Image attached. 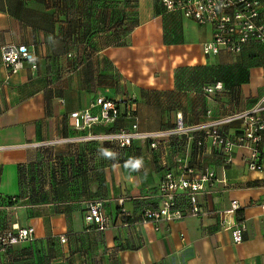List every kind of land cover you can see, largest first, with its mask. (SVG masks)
<instances>
[{"label": "crops", "instance_id": "0c3cea01", "mask_svg": "<svg viewBox=\"0 0 264 264\" xmlns=\"http://www.w3.org/2000/svg\"><path fill=\"white\" fill-rule=\"evenodd\" d=\"M126 1L0 0V226L35 229L34 240L8 250L0 264H264V171L247 169V150L237 149L225 166L211 144L199 153L183 138L162 141L157 150L145 141L127 149L107 142L40 147L135 123L147 132L172 129L180 118L201 124L209 110L228 115L264 94L263 46L245 51L248 83L235 86V95L209 96L212 70L235 67L240 58L207 57L202 47L212 28L166 13L160 0ZM23 44L35 52L37 69L25 63L12 73L2 50ZM249 53L257 55L253 62ZM99 97L121 101L122 116L75 130L70 114ZM224 131L233 137L238 126ZM177 157L226 183L197 198L199 216L143 223L142 211L159 205L160 180ZM30 181L32 198L22 186ZM11 198L18 201L13 206ZM101 200L110 224L99 231L84 216L88 202ZM233 200L248 229L240 244L220 225Z\"/></svg>", "mask_w": 264, "mask_h": 264}, {"label": "built area", "instance_id": "2783aa9c", "mask_svg": "<svg viewBox=\"0 0 264 264\" xmlns=\"http://www.w3.org/2000/svg\"><path fill=\"white\" fill-rule=\"evenodd\" d=\"M160 3L166 13L180 14L196 25L212 28V41L202 47L203 54L207 57L225 54L240 58L246 50L264 47V0H160ZM1 58L3 65L12 73L21 71L25 63H30L33 70L37 69L35 52L24 44L3 48ZM204 92L209 96L223 94L225 87L223 83L217 82L206 87ZM121 103L99 97L89 108L70 114L72 127L77 131H84L95 126L112 124L122 116ZM125 115L127 118L133 117L130 109ZM207 118V121L195 125H185L180 118L172 129L155 132L141 131L135 123L128 130L89 133L81 138L41 143L40 147L107 142L127 149L135 141H145L157 150L162 141L183 138L193 143L199 153H202L208 143L211 144L220 151L225 166L232 165L237 149L247 150V169L259 173L264 171V94L251 107L221 116H215L209 110ZM231 124L238 126V132L233 137H229L224 131ZM164 173L158 186L159 205L142 211L140 218L143 223L159 225L161 222L184 219L187 215L199 216L201 209L197 198L211 193L216 183H226L218 179L212 170L198 172L184 157H177L173 167ZM261 208L264 212V202ZM241 210L240 202L233 200L229 209L221 213V228L231 233L235 244L242 243L248 231L246 221L239 216ZM121 217L127 225L129 213L122 210ZM84 219L87 224L97 226L99 231L107 229L110 224V218L104 213L102 200L87 203ZM34 234L35 229L32 226L23 228L15 224L10 228L0 229V260L14 246L33 241Z\"/></svg>", "mask_w": 264, "mask_h": 264}, {"label": "trees", "instance_id": "16d2710c", "mask_svg": "<svg viewBox=\"0 0 264 264\" xmlns=\"http://www.w3.org/2000/svg\"><path fill=\"white\" fill-rule=\"evenodd\" d=\"M132 0L126 1L125 5H128L131 3ZM257 55L253 53H249L248 60L253 62L256 59ZM244 55L240 57V60L242 61L237 66H232L233 68H230V70H224V67H220L218 69L212 70L211 77L213 78L214 85L217 82L223 83L225 87V92L234 94L233 90L235 89V86L243 85L244 83H248L249 80V68L244 66ZM217 80V81H216ZM230 91V92H229ZM121 130V129H120ZM89 143V142H87ZM93 144V142H90ZM30 184V183H28ZM26 185L25 183H22V186L24 187ZM30 187V185H29ZM28 192L31 195V198L33 197V191L29 188ZM17 198H11L8 200L7 205L13 206V204L17 203ZM7 227H1L0 229H6Z\"/></svg>", "mask_w": 264, "mask_h": 264}, {"label": "rangeland", "instance_id": "374dc122", "mask_svg": "<svg viewBox=\"0 0 264 264\" xmlns=\"http://www.w3.org/2000/svg\"><path fill=\"white\" fill-rule=\"evenodd\" d=\"M97 11H99V10H101V9H99V8H97L96 9ZM100 16H101V14H100ZM230 68H233L232 67V65H230V63L229 64H227V65H225L224 66V70H230ZM256 83V82H255ZM254 83V85H257V83L255 84ZM59 147H61V146H55V148H49L48 150H55V149H57V148H59ZM30 185V189H31V181H30V184H26L25 186H26V190L28 189V186ZM25 188V187H24Z\"/></svg>", "mask_w": 264, "mask_h": 264}]
</instances>
